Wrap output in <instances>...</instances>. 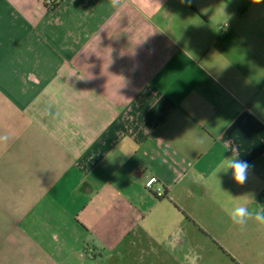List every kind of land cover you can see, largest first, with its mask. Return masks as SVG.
<instances>
[{
    "label": "crops",
    "instance_id": "1",
    "mask_svg": "<svg viewBox=\"0 0 264 264\" xmlns=\"http://www.w3.org/2000/svg\"><path fill=\"white\" fill-rule=\"evenodd\" d=\"M239 205L264 209V0H0V264H264Z\"/></svg>",
    "mask_w": 264,
    "mask_h": 264
},
{
    "label": "clouds",
    "instance_id": "2",
    "mask_svg": "<svg viewBox=\"0 0 264 264\" xmlns=\"http://www.w3.org/2000/svg\"><path fill=\"white\" fill-rule=\"evenodd\" d=\"M108 3L115 7L119 0H108ZM251 165L247 161L232 157L228 159H223L217 166L216 173L218 171L231 170L232 178L237 184H244L248 178V172ZM229 216L231 221L239 225L240 227L246 226L249 219H255L260 225H264V209L261 210H251L244 205H239L230 210ZM198 253L194 249L189 248L184 255L185 264H197L199 260Z\"/></svg>",
    "mask_w": 264,
    "mask_h": 264
},
{
    "label": "built area",
    "instance_id": "3",
    "mask_svg": "<svg viewBox=\"0 0 264 264\" xmlns=\"http://www.w3.org/2000/svg\"><path fill=\"white\" fill-rule=\"evenodd\" d=\"M50 2H52V0H50ZM159 183L158 178L156 176H150L145 183V187L148 190H152L154 189L155 194L158 197H162L164 195V191L161 187H156L157 184Z\"/></svg>",
    "mask_w": 264,
    "mask_h": 264
},
{
    "label": "trees",
    "instance_id": "4",
    "mask_svg": "<svg viewBox=\"0 0 264 264\" xmlns=\"http://www.w3.org/2000/svg\"><path fill=\"white\" fill-rule=\"evenodd\" d=\"M47 2V5L50 7V8H53L56 6V2L57 0H52V2H50V0H46Z\"/></svg>",
    "mask_w": 264,
    "mask_h": 264
},
{
    "label": "rangeland",
    "instance_id": "5",
    "mask_svg": "<svg viewBox=\"0 0 264 264\" xmlns=\"http://www.w3.org/2000/svg\"><path fill=\"white\" fill-rule=\"evenodd\" d=\"M105 264H112V263L110 262V263H105Z\"/></svg>",
    "mask_w": 264,
    "mask_h": 264
}]
</instances>
